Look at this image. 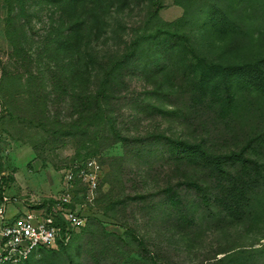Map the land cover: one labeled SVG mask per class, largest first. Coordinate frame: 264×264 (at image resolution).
I'll return each instance as SVG.
<instances>
[{
	"label": "rangeland",
	"instance_id": "obj_1",
	"mask_svg": "<svg viewBox=\"0 0 264 264\" xmlns=\"http://www.w3.org/2000/svg\"><path fill=\"white\" fill-rule=\"evenodd\" d=\"M72 16L61 0H0L8 196L35 205L61 194L74 160L100 168L90 226L28 264H264V92L236 74L264 58V0H81L79 49ZM160 135L256 161L243 218L216 180L204 206L187 184L204 172L180 167Z\"/></svg>",
	"mask_w": 264,
	"mask_h": 264
},
{
	"label": "built area",
	"instance_id": "obj_2",
	"mask_svg": "<svg viewBox=\"0 0 264 264\" xmlns=\"http://www.w3.org/2000/svg\"><path fill=\"white\" fill-rule=\"evenodd\" d=\"M4 177L0 175V264H27L41 250L60 242L68 245L87 225L86 209L96 201L101 180L95 160L75 163L63 171L58 197L27 205L8 196L10 185ZM78 185L83 189L78 190ZM12 205H21L23 210L9 215Z\"/></svg>",
	"mask_w": 264,
	"mask_h": 264
},
{
	"label": "trees",
	"instance_id": "obj_3",
	"mask_svg": "<svg viewBox=\"0 0 264 264\" xmlns=\"http://www.w3.org/2000/svg\"><path fill=\"white\" fill-rule=\"evenodd\" d=\"M61 1L66 2L70 14L74 16L81 0ZM73 16L71 19L70 39L72 45L79 49L83 43L84 25L80 19ZM216 20L215 18L212 21L214 26L218 24V20ZM178 40L185 50L189 53L193 52L191 42L187 36L178 35ZM236 74L248 87L264 92V58L247 68L240 67L238 70L236 69ZM159 138L167 141L172 157L177 160L176 162L180 167H185L189 170L197 168L199 171L204 172L198 178L187 181V184L197 191L204 206H211V184L212 180H216L220 190L219 204L234 217L243 218L251 203V193L258 188V181L253 177H257L260 174V167L256 161L248 158L244 150L227 155H219L211 152L203 141L193 143L181 138L165 137L164 135H160ZM77 160H74L73 164L77 163ZM234 167H238L239 170L233 171L232 168ZM3 179L8 185H11L10 182L14 180L12 177H4ZM48 202L53 203L52 200ZM90 222L91 218H88L87 225L79 233H75L71 241L85 231L90 226ZM59 246L61 248L67 247L61 242Z\"/></svg>",
	"mask_w": 264,
	"mask_h": 264
},
{
	"label": "crops",
	"instance_id": "obj_4",
	"mask_svg": "<svg viewBox=\"0 0 264 264\" xmlns=\"http://www.w3.org/2000/svg\"><path fill=\"white\" fill-rule=\"evenodd\" d=\"M19 178H20L19 177V173H17V175H16V180H17L16 184L21 188L22 193L25 192V193L22 194V196L27 195L26 194V189L27 188H26V186H24V185H22L20 183ZM48 191H49V189H48ZM45 196L47 197V196H50V195H42L41 197L45 198ZM21 210H23V207L21 205H12V206L9 207L8 212H9V215H14L18 211H21Z\"/></svg>",
	"mask_w": 264,
	"mask_h": 264
}]
</instances>
